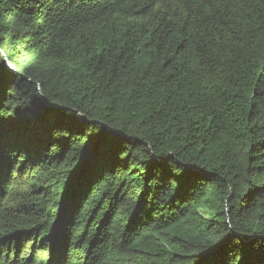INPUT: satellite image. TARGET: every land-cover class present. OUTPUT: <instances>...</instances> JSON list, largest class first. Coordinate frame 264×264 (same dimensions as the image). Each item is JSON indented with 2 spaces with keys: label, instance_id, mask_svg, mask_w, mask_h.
<instances>
[{
  "label": "trees",
  "instance_id": "obj_1",
  "mask_svg": "<svg viewBox=\"0 0 264 264\" xmlns=\"http://www.w3.org/2000/svg\"><path fill=\"white\" fill-rule=\"evenodd\" d=\"M0 71V264H264V0H0Z\"/></svg>",
  "mask_w": 264,
  "mask_h": 264
},
{
  "label": "clouds",
  "instance_id": "obj_2",
  "mask_svg": "<svg viewBox=\"0 0 264 264\" xmlns=\"http://www.w3.org/2000/svg\"><path fill=\"white\" fill-rule=\"evenodd\" d=\"M1 54L2 55H4L5 54V51L4 50H1ZM5 61H9V60H7L6 58H5ZM11 69H13V68H15L16 66H17V64H14V63H12V62H7L6 63Z\"/></svg>",
  "mask_w": 264,
  "mask_h": 264
},
{
  "label": "bare ground",
  "instance_id": "obj_3",
  "mask_svg": "<svg viewBox=\"0 0 264 264\" xmlns=\"http://www.w3.org/2000/svg\"><path fill=\"white\" fill-rule=\"evenodd\" d=\"M17 69H18V66H16V67H15V68H13L12 70H13V71H16Z\"/></svg>",
  "mask_w": 264,
  "mask_h": 264
},
{
  "label": "snow or ice",
  "instance_id": "obj_4",
  "mask_svg": "<svg viewBox=\"0 0 264 264\" xmlns=\"http://www.w3.org/2000/svg\"><path fill=\"white\" fill-rule=\"evenodd\" d=\"M0 78H2V71H0Z\"/></svg>",
  "mask_w": 264,
  "mask_h": 264
},
{
  "label": "rangeland",
  "instance_id": "obj_5",
  "mask_svg": "<svg viewBox=\"0 0 264 264\" xmlns=\"http://www.w3.org/2000/svg\"><path fill=\"white\" fill-rule=\"evenodd\" d=\"M9 62V61H6V63ZM30 62V61H29Z\"/></svg>",
  "mask_w": 264,
  "mask_h": 264
}]
</instances>
